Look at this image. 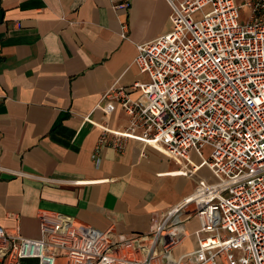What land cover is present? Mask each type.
Here are the masks:
<instances>
[{
    "label": "crops",
    "instance_id": "0c3cea01",
    "mask_svg": "<svg viewBox=\"0 0 264 264\" xmlns=\"http://www.w3.org/2000/svg\"><path fill=\"white\" fill-rule=\"evenodd\" d=\"M170 15L165 0H0V227L39 239L40 216L51 212L144 234L217 184L209 168L193 170L202 162L194 151L188 163L141 139L123 151L107 143L100 162L93 158L102 127L130 124L121 101L105 94L117 86L146 103L133 88L149 81L134 64L137 46L167 34ZM186 241L176 257L195 248Z\"/></svg>",
    "mask_w": 264,
    "mask_h": 264
},
{
    "label": "built area",
    "instance_id": "2783aa9c",
    "mask_svg": "<svg viewBox=\"0 0 264 264\" xmlns=\"http://www.w3.org/2000/svg\"><path fill=\"white\" fill-rule=\"evenodd\" d=\"M165 1L171 30L138 45L134 60L149 77L133 85L146 103L117 86L105 94L121 101L130 124L123 131L102 127L93 158L100 162L107 143L123 151L141 139L188 163L194 151L202 162L193 170L209 168L217 184L144 234L120 236L51 212L40 216L39 239L0 227V264H264V0ZM197 12L203 17L195 20ZM191 220L197 229H189ZM193 236L195 248L176 257Z\"/></svg>",
    "mask_w": 264,
    "mask_h": 264
},
{
    "label": "rangeland",
    "instance_id": "374dc122",
    "mask_svg": "<svg viewBox=\"0 0 264 264\" xmlns=\"http://www.w3.org/2000/svg\"><path fill=\"white\" fill-rule=\"evenodd\" d=\"M208 9H206L205 11H207ZM203 17V12H197L194 16H193V18L195 19V20H198V19H200V18H202ZM206 150H204L203 151V154H204V157L205 158H209V156H210V154H211V149L210 148H205ZM189 227H191L192 229H194L193 227H192V225H190ZM195 242H196V236H193V237H191V239L190 240H188V241H186V243H185V248H190V247H193L194 246V244H195ZM175 255L176 256H178L179 254L178 253H181V251L180 250H175Z\"/></svg>",
    "mask_w": 264,
    "mask_h": 264
},
{
    "label": "bare ground",
    "instance_id": "6f19581e",
    "mask_svg": "<svg viewBox=\"0 0 264 264\" xmlns=\"http://www.w3.org/2000/svg\"><path fill=\"white\" fill-rule=\"evenodd\" d=\"M203 192H201V193H199L198 195H200V194H202ZM196 195V194H195ZM195 195H193V196H195ZM193 196H191L190 198H193ZM200 198H204V197H200Z\"/></svg>",
    "mask_w": 264,
    "mask_h": 264
}]
</instances>
